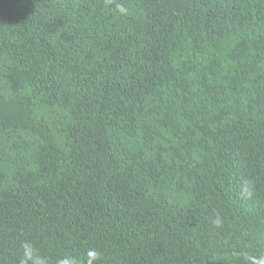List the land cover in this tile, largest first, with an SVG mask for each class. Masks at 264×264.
<instances>
[{"label": "trees", "instance_id": "1", "mask_svg": "<svg viewBox=\"0 0 264 264\" xmlns=\"http://www.w3.org/2000/svg\"><path fill=\"white\" fill-rule=\"evenodd\" d=\"M262 262L264 0H0V264Z\"/></svg>", "mask_w": 264, "mask_h": 264}, {"label": "clouds", "instance_id": "2", "mask_svg": "<svg viewBox=\"0 0 264 264\" xmlns=\"http://www.w3.org/2000/svg\"><path fill=\"white\" fill-rule=\"evenodd\" d=\"M214 223L217 224V225H219V223H220L219 218H217V219L214 221ZM262 264H264V262H262Z\"/></svg>", "mask_w": 264, "mask_h": 264}]
</instances>
